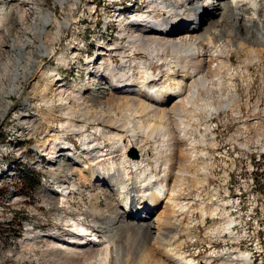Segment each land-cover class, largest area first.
I'll list each match as a JSON object with an SVG mask.
<instances>
[{
  "label": "rangeland",
  "instance_id": "obj_1",
  "mask_svg": "<svg viewBox=\"0 0 264 264\" xmlns=\"http://www.w3.org/2000/svg\"><path fill=\"white\" fill-rule=\"evenodd\" d=\"M10 1L12 4V0H0V19L14 27L10 29L12 36L21 34V37L24 36L23 42L34 40L31 32L26 34L20 32L22 24L20 22L26 18L25 13H21L19 22L13 14L6 12L1 15L2 8ZM120 2L126 4L128 9L124 17L122 15L118 17L119 13L116 14ZM137 2L136 5L133 0H66L64 3L57 0H22L25 9L35 6L34 8H40L42 13L49 14L53 20L52 25L47 29L50 36L48 38L44 36L52 54L40 56L39 64L36 66L41 65L38 71L24 81L22 88L11 97H5L4 92L10 85L9 80L0 81V264H121V260L122 262L126 260L122 264H137L134 260L139 255L142 256L143 262L139 264H152V256L161 255L155 245L152 252L144 251L143 247L139 250L138 247L142 245L139 243L136 245L137 248L134 246L129 249L126 237L132 234L130 231L118 239L119 244L116 243L115 246L118 244L121 248L117 251H114V246L107 243L99 246L100 249L99 247L97 250L93 249L90 256L81 248H74L68 252L59 253L54 250L46 253L44 249L53 244L51 240L38 237L40 233L47 234L64 229L63 223L64 227L69 228L68 230L74 231L72 230L74 224L80 221V217H84L82 213L91 208V196L100 191L98 177L88 182L83 181L82 178H74V184L77 181L80 183L78 193H71V203L58 204L59 206H56V203H49L51 195L48 193V188L55 187L59 192L57 196L61 197L67 191L63 192L62 183L66 182L64 184L66 186H72L73 183L65 170L59 172L51 167V157L47 153L50 145L41 151L37 149L39 143L47 141V135L54 132L65 134L70 131V128L56 125L54 116L60 113L57 112V107L60 105V107L66 105V107L69 105L75 107L74 100L82 101L83 98L79 96L80 93L72 97L73 90L83 89L85 92H90L102 84L101 78L97 77L99 67L102 65L100 57L103 59L107 56L106 48L125 40L122 33L128 20L133 19L134 15H140L142 10L148 9V6L149 13L157 15L153 0ZM12 7L16 8V5ZM120 9H123L122 5ZM208 20L207 18L202 26L209 24ZM107 23H110V29L105 30ZM1 36L0 33V66L4 61L17 55L16 50H9V46L4 44ZM32 47L29 45L24 52L29 53ZM61 55L64 57L61 58ZM249 56L251 57L247 49H244L241 57L233 60L234 67L229 74H226V70L223 71L226 85L238 96V104L242 107L239 112L223 109L217 113L213 111L209 113L208 110H204L207 93L202 91L200 97L193 101L194 103L191 102L190 107L189 105L184 107L186 110L180 115L176 117L173 115L170 120L163 123L154 120L157 124L160 123V126L178 128L188 146H185L188 158L186 174L185 179L181 181L183 198L179 200L188 205L186 204L185 211L177 214V218H181L180 238L172 241L168 247L173 258L177 255V259H191L196 264H234L235 262L226 259L227 255L245 252L249 255V264H264V78L262 74L264 60L261 62L254 60V65L251 64L249 69V65L245 63V59H249ZM96 62L97 67L90 69ZM160 63L157 59L152 63L157 66L153 70L155 74L164 70V66L158 68ZM240 63L241 68L238 69L236 66ZM51 72L55 73L52 78H59L58 84H65V88L67 87L61 97L54 93L55 87L51 86L52 88L45 90ZM130 76L140 78L142 74L134 69ZM168 83L167 80L155 81L153 86L160 84L159 86L166 87ZM110 96L111 92L101 95V101L105 102ZM4 103L9 106L6 115H3L2 111ZM25 103H39L43 108L45 122L34 132L22 127L19 118V110ZM175 104L176 101L172 100L168 106L173 107ZM192 107L199 108L194 110ZM51 109L55 110L53 112L56 114H53ZM93 113L94 111L91 110L90 114ZM31 116L34 117L35 114L30 113L29 117ZM111 117L117 120L120 118V124L125 123L131 130L136 126L137 117L132 114L126 116L116 113ZM149 121L146 119L145 122ZM173 121L179 123V126L173 124ZM92 126H89L88 133L96 135L95 139H98L99 136ZM125 134L127 141L131 137L129 132ZM80 139L74 135L70 137L72 143L75 142V145L78 143L79 153L82 150ZM147 141L149 142L141 151L137 152L139 158L141 152L144 154L145 160H149L154 175H157L161 168V163L157 161L160 149L155 142L148 138ZM108 143L106 141L104 145L108 146ZM29 178L38 181L32 189L27 185ZM55 180L57 183L54 182ZM108 191L110 195L113 194L112 188ZM101 200L99 210L106 208V197L102 196ZM162 205L163 203L160 207ZM156 218L154 216V219ZM86 223L87 227L92 225L90 220ZM80 229L81 227L76 231ZM26 236H29V240H25ZM79 238L83 237L79 236ZM144 238L142 240L145 244L147 238ZM152 245L150 243L151 247Z\"/></svg>",
  "mask_w": 264,
  "mask_h": 264
},
{
  "label": "bare ground",
  "instance_id": "obj_2",
  "mask_svg": "<svg viewBox=\"0 0 264 264\" xmlns=\"http://www.w3.org/2000/svg\"><path fill=\"white\" fill-rule=\"evenodd\" d=\"M57 1L64 3L66 0ZM153 1L157 15L149 13V6L148 9L142 10L140 15L133 14L134 18L128 20L122 33L125 40L106 48L107 56L103 59L100 57L102 65L99 67L97 77L101 78L102 84L90 92L83 89L73 90L72 97L80 93L79 96L83 98L82 101L74 100L75 107L72 105L57 107V112L60 113L54 116L56 125L70 128V131L65 134L54 132L47 135V141L39 143L37 151L50 145L47 153L51 157V167L59 172L65 170L72 183L74 178H82L88 182L98 177L100 181L98 182L100 191L91 194V208L82 213L84 217H80V221L74 224V229L71 227L74 231L68 230L63 223L62 230L40 233L39 238L51 240L53 244L44 249L46 253L54 250L59 253L68 252L74 248H81L90 256L93 249L97 250L99 246L107 243L114 246V251H117L121 248L118 239L130 231L132 234L126 237L129 249L139 243L142 244L141 247L138 245L139 250L143 247L144 251L152 252L154 245L157 246L161 255L157 257L158 255L154 254L152 264H196L191 259H177V255L173 258L168 251L170 243L180 238L181 218L178 219L177 214L185 211L187 204L179 201L183 198L181 181L185 179L188 162L185 150L187 144L177 128L179 123L173 121V124L178 125L177 129H173L172 126H160V123L157 124L155 121L163 123L170 120L173 115L174 117L180 115L186 110L184 107L200 97L202 91L207 93L204 110H208L209 113L210 111L217 113L223 109H232L234 112L241 110L238 96L226 85L223 71L226 70V74H229L234 67L233 60L241 57L244 49L251 55L249 59H245L249 69L251 64L254 65V60L259 62L264 60V0ZM12 2L2 8L1 15L6 12L13 14L18 21L21 13H25L26 18L20 22L21 30L23 29L20 32L23 34L31 32L35 39L23 42L24 36L18 34L19 29L18 35L12 36L10 29L14 27L0 19L2 41L9 46L10 51L11 49L17 51L16 57L4 61L0 66V81L6 79L10 82L4 91L5 97H11L22 88L24 81L38 71L41 65L36 66L39 64L40 56L52 54L44 39V36L47 38L50 36L47 29L53 23L49 14L42 13L40 8H34L35 6L25 9L22 0ZM13 5H16V8H13ZM120 5L123 6L122 10H119ZM120 5L117 6L116 14L119 13L118 17L120 15L124 17L128 9L126 4L120 2ZM207 18L209 24L202 26ZM29 45L33 47L29 53H25ZM156 59L161 62L158 68L164 66V70H160L159 74L153 72L157 68L152 64ZM95 67L97 62L90 69ZM236 67L241 68V63ZM134 69L142 74L140 78L130 76ZM262 74L264 78V70ZM50 75L45 90L51 86L55 87L54 93L61 97L67 87L65 88V84H58L60 81L58 77L52 78L54 72ZM161 80H167L169 85L153 86L155 81ZM60 87L63 89H59ZM107 92H111V96L102 102L100 97ZM172 100H175L176 104L169 107ZM8 109L9 106L4 103L3 115L7 114ZM91 110L94 111L92 115ZM53 111L55 110L51 112L56 114ZM19 113L22 127L31 129L32 132L45 122L43 108L39 103H25ZM30 113L35 116L29 117ZM116 113L126 116L132 114L137 117L135 128L131 130L125 123L120 124V118L113 119L111 116ZM146 119L150 121L146 123ZM90 125H93L98 139H95L97 136L94 134L89 135ZM126 132H129L131 137L127 141ZM71 135L81 138L80 153L77 152L78 143L75 145L73 141L75 148L73 147ZM147 138L155 142L160 149L157 161L161 163V168L157 175H154L149 160H145L142 152L139 158L138 152L149 142ZM106 141L109 142L108 146L104 145ZM5 150L7 151V148ZM103 161L108 163L103 164ZM54 182L57 183L56 180ZM65 183H62L61 187L63 192L67 191L61 197L57 196L59 192L55 187L48 188L51 195L49 203H56V206L71 203V193H78L80 182L77 181L72 186H66ZM152 184L155 186L154 189L150 188ZM111 188L113 194L110 195L108 190ZM102 196L106 197V208L99 210ZM154 216L157 218L154 219ZM88 219L92 223L90 227L86 226ZM80 227V231H76ZM79 236L83 238L80 239ZM144 237L147 238L145 244L142 240ZM25 240H29V236H26ZM150 243L153 244L152 247ZM208 256L211 258V254ZM141 257L139 255L134 261L139 264L142 262ZM227 258L235 262L234 264H249V255L245 252H236L235 255H227ZM123 262L121 260V264Z\"/></svg>",
  "mask_w": 264,
  "mask_h": 264
},
{
  "label": "trees",
  "instance_id": "obj_3",
  "mask_svg": "<svg viewBox=\"0 0 264 264\" xmlns=\"http://www.w3.org/2000/svg\"><path fill=\"white\" fill-rule=\"evenodd\" d=\"M38 184L37 180H32L31 178L28 179L27 185L32 189L33 187H35Z\"/></svg>",
  "mask_w": 264,
  "mask_h": 264
},
{
  "label": "water",
  "instance_id": "obj_4",
  "mask_svg": "<svg viewBox=\"0 0 264 264\" xmlns=\"http://www.w3.org/2000/svg\"><path fill=\"white\" fill-rule=\"evenodd\" d=\"M135 155H136V152H135Z\"/></svg>",
  "mask_w": 264,
  "mask_h": 264
}]
</instances>
